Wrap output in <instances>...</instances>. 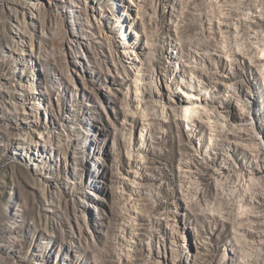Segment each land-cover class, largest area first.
Wrapping results in <instances>:
<instances>
[{"label": "rangeland", "instance_id": "obj_1", "mask_svg": "<svg viewBox=\"0 0 264 264\" xmlns=\"http://www.w3.org/2000/svg\"><path fill=\"white\" fill-rule=\"evenodd\" d=\"M263 51L264 0H0V264H264Z\"/></svg>", "mask_w": 264, "mask_h": 264}, {"label": "bare ground", "instance_id": "obj_2", "mask_svg": "<svg viewBox=\"0 0 264 264\" xmlns=\"http://www.w3.org/2000/svg\"><path fill=\"white\" fill-rule=\"evenodd\" d=\"M263 55H264V51H263ZM137 78L138 79H142V78H139V77H137ZM185 113L187 114V116H189V114L191 113L190 108L185 109Z\"/></svg>", "mask_w": 264, "mask_h": 264}]
</instances>
